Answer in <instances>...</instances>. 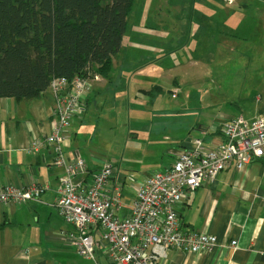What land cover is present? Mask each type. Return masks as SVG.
<instances>
[{"label": "crops", "instance_id": "0c3cea01", "mask_svg": "<svg viewBox=\"0 0 264 264\" xmlns=\"http://www.w3.org/2000/svg\"><path fill=\"white\" fill-rule=\"evenodd\" d=\"M193 1L184 0L180 3L179 13L171 15L172 24L178 31L187 33L190 28L192 31L194 17L188 14L191 6L195 8ZM154 13H146L147 16L143 20L145 25L142 27L140 24V30L142 29L144 34L143 41L155 40L154 52H158V58L162 59V57L166 58L169 53L164 50V46L168 42L170 45L174 44L167 41V38L172 40L173 37L166 25L158 26L150 20V15L154 16ZM205 23L210 27L209 20ZM213 25L215 28L220 26L215 22ZM163 30L168 32L165 36H162ZM146 33H148L147 36ZM151 41L149 42L152 43ZM126 44L127 40L125 41L124 37L117 54L118 57ZM171 46L177 48L180 43ZM139 47L142 50L140 52L144 54V59H139V61L144 63L147 49L144 44ZM149 53L153 54L152 51ZM115 57L112 61L114 72H111L110 80L100 76L99 80L92 81V91L74 119L79 120L80 126L88 120L87 113L97 110L99 104H102V107L107 104L106 95L112 87H116L120 81L127 84L122 76L114 75L119 69ZM120 63L124 70L137 61L136 59L128 60L124 56ZM170 64V69L177 68V64L173 62ZM173 89L172 93L179 87L176 85ZM144 90L137 89L136 97L144 99V93H147ZM53 108V100L48 92L28 100L0 99V186L25 188L36 184L41 187L40 194L25 204L0 205V264H95L77 254L71 235L74 230L58 214L56 208L58 177L62 170L54 164V154L51 148H46L44 152L37 154L29 153L27 149L32 141L50 134L53 124ZM205 114L210 115L205 112H200L199 115ZM210 116L211 123L209 124L194 126L192 120L189 124L181 125V128H174L173 137H175V143L177 142L176 147H166L163 153L160 148L157 155V157L161 156L159 168L148 173H140L141 178L165 169L173 163L176 154L191 149L193 140L200 135V126L215 125V118L226 119L218 115ZM72 124L70 147L66 150L69 158L82 157V151L86 149L94 165L93 167L89 163L91 168L97 170L106 164L90 144L80 141L78 134L72 129ZM161 124L163 123H150L144 129L147 134H158L164 127L160 126ZM217 136L213 133L208 135L205 140L208 148L216 145L219 141ZM179 137L181 138L177 141ZM114 171L117 173L116 168ZM139 184H141V179H133L128 184L126 181L123 193L128 197H133L131 186L136 187ZM125 213L122 211L120 216L123 217ZM181 221L183 227L190 232H202L216 236V245L211 250L200 254L171 250L168 253L166 264H264V158L256 160L241 170L230 166L219 174L215 182L203 185L190 194L182 207ZM232 242H235V246H231ZM96 258L98 264H109L100 249H97Z\"/></svg>", "mask_w": 264, "mask_h": 264}, {"label": "rangeland", "instance_id": "374dc122", "mask_svg": "<svg viewBox=\"0 0 264 264\" xmlns=\"http://www.w3.org/2000/svg\"><path fill=\"white\" fill-rule=\"evenodd\" d=\"M139 1L143 10L138 23L144 27L146 13L155 12L150 20L166 25L173 37L167 41L180 46L172 48L175 46L168 42L164 46L168 56L161 59L154 52L155 40L143 41L142 29L139 39L126 37V46L115 57L119 69L114 75L122 76L127 84L120 81L112 87L106 95L107 104L87 113L85 124L80 126L75 118L72 121L80 141L90 144L127 184L141 179L140 173L159 168V149L163 153L166 147H176L174 128L192 120L194 126L209 124L210 115L251 119L264 114V0H197L195 8L190 7L194 27L187 33L178 31L171 17L179 13L184 0ZM128 19L132 22V17ZM206 20L211 24L209 31L202 28ZM213 22L220 25L218 33ZM161 33L165 36L168 32ZM141 42L147 49L144 63L139 61L144 59ZM124 56L137 63L123 70L120 60ZM171 62L177 68L170 69ZM176 85L179 89L172 93ZM139 88L146 89L144 99L136 97ZM200 112L210 115L201 116ZM150 123H163L160 126L164 127L150 135L144 129ZM86 151L83 149L81 158L94 167Z\"/></svg>", "mask_w": 264, "mask_h": 264}, {"label": "built area", "instance_id": "2783aa9c", "mask_svg": "<svg viewBox=\"0 0 264 264\" xmlns=\"http://www.w3.org/2000/svg\"><path fill=\"white\" fill-rule=\"evenodd\" d=\"M99 78L88 70L71 80L52 79L45 91L54 104L52 130L27 148L35 154L51 148L54 164L62 170L56 208L74 230L77 254L95 264L99 263L97 249L109 264H166L171 250L189 254L211 250L216 236L186 230L182 207L190 194L215 182L228 167L241 170L264 158V114L251 119L215 118V125L200 126L191 149L174 154L175 160L165 169L143 176L141 184L131 186L134 196L128 197L123 193L125 178L113 166L104 164L95 170L81 157L70 159L66 151L72 121L88 99L92 81ZM210 133L219 138L213 148L205 142ZM40 192L36 184L0 186V205L25 204ZM122 211L126 212L123 217Z\"/></svg>", "mask_w": 264, "mask_h": 264}, {"label": "trees", "instance_id": "16d2710c", "mask_svg": "<svg viewBox=\"0 0 264 264\" xmlns=\"http://www.w3.org/2000/svg\"><path fill=\"white\" fill-rule=\"evenodd\" d=\"M141 3L0 0V99H34L52 79L71 80L88 70L110 80L123 38H140Z\"/></svg>", "mask_w": 264, "mask_h": 264}]
</instances>
